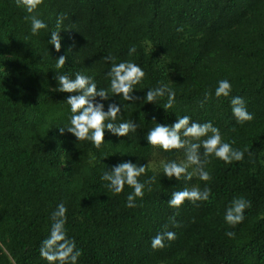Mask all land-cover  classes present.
Returning a JSON list of instances; mask_svg holds the SVG:
<instances>
[{"label":"trees","instance_id":"obj_1","mask_svg":"<svg viewBox=\"0 0 264 264\" xmlns=\"http://www.w3.org/2000/svg\"><path fill=\"white\" fill-rule=\"evenodd\" d=\"M36 14L48 27L33 36L29 14L16 0H0V264H11L5 249L15 264H47L39 249L60 202L67 236L81 251L77 264H264V0H42ZM52 31L62 37L59 53L47 43ZM131 45L137 52L129 57ZM59 55L66 56L61 69ZM109 55L139 64L145 77L134 86L133 102L113 98L120 120L134 122L137 131L120 138L105 133L107 143L96 148L57 132L70 113L68 94L54 77L80 72L107 88ZM220 79L231 83V96L244 98L251 121L237 124L231 96L211 95ZM158 81H171V109H162L165 100L143 103ZM182 115L211 121L224 140L247 151L228 165L209 158V199L174 209L167 205L172 192L202 189L204 182L195 176L177 182L161 166L152 169L151 161L180 162L184 154L145 140L155 121L172 124ZM123 160L147 164L141 182L156 178L131 209L125 207L130 187L113 195L100 180L106 166ZM240 196L251 206L230 228L224 209ZM162 231L175 232V239L154 250L150 240Z\"/></svg>","mask_w":264,"mask_h":264},{"label":"clouds","instance_id":"obj_2","mask_svg":"<svg viewBox=\"0 0 264 264\" xmlns=\"http://www.w3.org/2000/svg\"><path fill=\"white\" fill-rule=\"evenodd\" d=\"M17 7H22L29 15L25 17L30 21V32L33 36L40 34L41 30L47 29V24L37 14L38 7L42 0H16ZM61 17H57L56 24L59 27ZM179 30V29H178ZM60 31H52L47 43L52 49L59 53L62 37ZM137 52L135 45L128 48V56L131 57ZM109 64L105 73L108 78L107 88H98L92 76L77 72L74 78L67 74H56L54 79L56 87L61 93H66L64 100L69 108V121L67 127H58L57 132L63 135L65 132L71 134L75 141H86L94 147L99 148L105 142V133L117 138L127 137L129 133L137 131V126L130 120H120L122 107L113 98L119 97L129 103L137 96L134 94V86L141 83L145 77L144 69L132 60H121L115 62V57L109 55L103 58ZM56 68L65 66L66 56L59 55L56 59ZM169 83L157 82V86L148 88L144 92V104H156L159 100H165L163 110L171 109L174 105L176 92ZM232 92V85L227 79H220L216 82L211 95L219 99L229 98ZM209 92L204 93V100L209 98ZM231 115L237 124H243L253 119V114L248 111L245 100L241 96H231L229 100ZM152 121H155L153 118ZM190 138V139H189ZM146 143L160 151L183 150L184 159L161 160L160 166L163 176L175 181H189L195 176L199 181L204 182L201 189L199 185L191 188L184 187L181 190L171 193L167 200L170 208L179 209L185 202H203L210 196L208 183L211 175L206 165L209 158L222 161L225 165L239 162L244 159L247 149L241 150L232 146V142L222 138L221 131L211 121L203 123L194 121L188 115L176 118L172 124L158 123L146 133ZM147 164H137L131 160L120 161L106 170L100 176L113 195L122 193L125 186L131 188L125 199L126 208L137 207V200L144 197L145 191H151V183L155 182V176L149 177L148 181L141 182L139 179L146 172ZM191 169V170H189ZM147 185V189H146ZM251 206L250 201L243 196L234 197L225 207L223 220L230 228H235L245 218V210ZM67 208L63 202L57 204L56 209L51 213V226L49 235L41 241L39 255L47 261V264H77L81 251L76 247V242L67 236L65 228ZM173 219L174 218H170ZM173 226H178L175 223ZM229 238L235 236L233 231H226ZM175 239V232H158L150 240L152 249H159L165 246V241ZM3 246L0 245V248ZM11 264H15L11 254L7 253Z\"/></svg>","mask_w":264,"mask_h":264},{"label":"rangeland","instance_id":"obj_3","mask_svg":"<svg viewBox=\"0 0 264 264\" xmlns=\"http://www.w3.org/2000/svg\"><path fill=\"white\" fill-rule=\"evenodd\" d=\"M263 159H264V156H263ZM149 165H150V167H151L152 169H157V168L160 166V162H158V161H151V162L149 163Z\"/></svg>","mask_w":264,"mask_h":264}]
</instances>
